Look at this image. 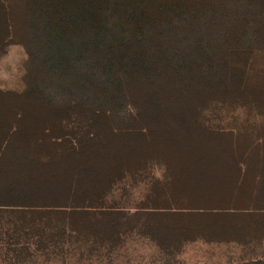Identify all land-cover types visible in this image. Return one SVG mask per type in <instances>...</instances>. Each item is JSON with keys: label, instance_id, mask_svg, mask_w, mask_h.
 Instances as JSON below:
<instances>
[{"label": "trees", "instance_id": "1", "mask_svg": "<svg viewBox=\"0 0 264 264\" xmlns=\"http://www.w3.org/2000/svg\"><path fill=\"white\" fill-rule=\"evenodd\" d=\"M11 44L0 264L132 240L161 264L197 243L264 264V0H0Z\"/></svg>", "mask_w": 264, "mask_h": 264}, {"label": "rangeland", "instance_id": "2", "mask_svg": "<svg viewBox=\"0 0 264 264\" xmlns=\"http://www.w3.org/2000/svg\"><path fill=\"white\" fill-rule=\"evenodd\" d=\"M25 51L21 45L11 44L0 55V89L22 90ZM229 246L189 245L180 255L182 264H227ZM235 252V251H234ZM77 253L53 260L48 264H161L155 247L143 240H132L118 252L103 256L79 258Z\"/></svg>", "mask_w": 264, "mask_h": 264}]
</instances>
